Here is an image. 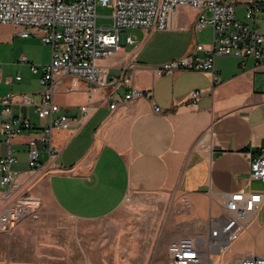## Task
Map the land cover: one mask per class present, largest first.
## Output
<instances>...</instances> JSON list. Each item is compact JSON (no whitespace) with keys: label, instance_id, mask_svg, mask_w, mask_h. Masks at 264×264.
<instances>
[{"label":"crops","instance_id":"1","mask_svg":"<svg viewBox=\"0 0 264 264\" xmlns=\"http://www.w3.org/2000/svg\"><path fill=\"white\" fill-rule=\"evenodd\" d=\"M197 18L196 9L181 6L168 29H135L134 44L99 60L112 75L121 74L124 66L132 64L125 72L132 75L133 86L150 91V97L126 101L131 87H120L112 97L109 88L83 78L63 77L55 102L70 115L80 117L82 106L90 107V112L70 129L53 130L59 155L50 172H40L31 181L29 142L49 125V119L42 122L36 113L42 99L41 74L33 73L30 66L49 63L52 49L44 44L43 55L36 56L28 49V39L39 37L24 38L15 25L5 34L7 25H0V94L11 95L13 115L28 118L32 124L31 129L12 138L11 149L17 158L12 167L20 172L18 181L30 184L32 195L41 199L43 213H49L51 202L70 217L98 221L112 215L133 194L144 207L135 225L141 240L150 242L153 237L147 222H157L160 215L155 207H168L154 250L167 253L174 240L209 233L210 219L224 212L222 193H264V183L251 178V161L264 150V63L257 64L253 57L219 56L215 74L162 73L158 69L187 55L199 43L211 45L213 28L196 32ZM17 38L23 41L22 46ZM22 55L28 63L21 62ZM215 78L221 83H214ZM196 91L202 92L198 100L192 98ZM24 97H28V104ZM115 101L119 103L112 109ZM155 104L162 112L154 111ZM2 111L0 105V114ZM6 140L0 125V155L4 157L9 150ZM47 158L41 155L42 161ZM139 239L130 242L134 248ZM29 248V252H39ZM255 254H264V207L218 257V263L229 264L237 256ZM0 263L66 264L29 258ZM86 264L99 263L87 255ZM110 264L126 263L116 258Z\"/></svg>","mask_w":264,"mask_h":264},{"label":"built area","instance_id":"2","mask_svg":"<svg viewBox=\"0 0 264 264\" xmlns=\"http://www.w3.org/2000/svg\"><path fill=\"white\" fill-rule=\"evenodd\" d=\"M98 4L113 8L111 27L98 28ZM181 6L198 11L195 31L212 27L213 40L209 47L199 43L187 55L162 64L158 68L162 73L181 70L215 74L219 56L253 57L257 64L264 63V30L261 28L264 0H0V25L20 27V36L39 37L52 49L49 63L30 66L33 73L41 74L42 99L36 113L42 122L49 119V125L29 142V168L33 175L30 181L40 172H50V165L55 164L60 151L53 144V130L70 129L90 112L88 106L81 107L80 117L62 111L55 102L60 80L65 76L83 78L109 88L112 97L120 87H131L126 101L150 97V91L135 88L132 75L125 72L132 64L124 66L121 74L112 75L99 60L110 57L125 45L134 44L132 31L135 29H168L172 15ZM240 8L244 10L242 20L239 19ZM20 60L28 63L25 55ZM214 83L219 84L221 80L215 78ZM201 95V91H196L192 98L198 100ZM24 103H29L28 97H24ZM118 103L115 101L110 107L115 109ZM0 105L3 106L0 125L7 135L9 148L5 157L0 155V230H8L25 217H39L42 202L28 190L30 184L18 181L20 172L12 167L17 162L11 149L12 138L31 129L32 124L28 118L13 115L11 95L0 94ZM154 111L160 113L162 109L155 104ZM42 154L47 155L46 162L42 161ZM251 178L264 183V150L251 161ZM221 196L224 212L210 219L209 233L172 241L166 262L157 264H219L218 257L230 249L264 207L263 192L244 190ZM229 264H264V254L237 256Z\"/></svg>","mask_w":264,"mask_h":264},{"label":"rangeland","instance_id":"3","mask_svg":"<svg viewBox=\"0 0 264 264\" xmlns=\"http://www.w3.org/2000/svg\"><path fill=\"white\" fill-rule=\"evenodd\" d=\"M113 12V8L98 4V28L113 25ZM239 19H244L242 8L239 10ZM10 26L12 25L3 28L5 34L12 31ZM261 28L264 30V23ZM125 36L123 33V39ZM17 44L23 45L21 38H17ZM43 45L40 38L28 39V49L30 48L36 56L43 55ZM28 190L32 191L31 185ZM143 208L132 194L109 217L86 221L62 213L49 202L48 214L42 212L41 206L39 217H25L14 228L0 230V261L29 258L38 262L86 264L88 255L99 264H110L113 260L115 262L116 258L126 264L164 263L168 254L160 251L155 253L154 250L167 221L168 207H155L160 215L157 222H147V227L153 235L149 236L150 242L139 239L140 234L135 227ZM137 239L139 240L134 248L130 242ZM28 245L29 249L35 248L39 252H29Z\"/></svg>","mask_w":264,"mask_h":264}]
</instances>
